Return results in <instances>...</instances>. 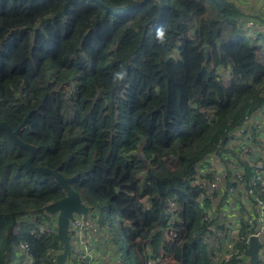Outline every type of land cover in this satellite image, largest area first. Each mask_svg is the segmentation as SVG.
Segmentation results:
<instances>
[{
    "label": "trees",
    "instance_id": "16d2710c",
    "mask_svg": "<svg viewBox=\"0 0 264 264\" xmlns=\"http://www.w3.org/2000/svg\"><path fill=\"white\" fill-rule=\"evenodd\" d=\"M248 18L233 0H0V122L15 129L31 113L18 136L36 147L32 165L72 177L95 214L105 203L100 226L111 223L115 241V216L129 264L168 255L225 264L213 253L226 235L216 247L204 238L226 223L204 217L212 206L191 180L208 155L243 163L228 133L264 104V61L240 28ZM28 155L0 130V264H24L22 243L34 264H56L49 249L62 250L56 229L31 233L65 191L27 171ZM171 202L178 220L167 237ZM248 231L240 218L238 232ZM246 243H236L246 256L238 264H249Z\"/></svg>",
    "mask_w": 264,
    "mask_h": 264
},
{
    "label": "built area",
    "instance_id": "2783aa9c",
    "mask_svg": "<svg viewBox=\"0 0 264 264\" xmlns=\"http://www.w3.org/2000/svg\"><path fill=\"white\" fill-rule=\"evenodd\" d=\"M248 18L243 21L240 28L243 34H248L249 30H260L264 27V20L256 23ZM242 21V20H241ZM259 23V24H258ZM228 146L237 151L239 158L243 161L240 163L238 158L231 156L228 153V159L225 163H218L215 169L211 170V177L204 178L200 174H196L192 180V185L196 186L199 192V201L207 199L209 202L214 201L218 194L223 196L222 192L226 193V201L233 203V199L239 188L242 189L241 198L248 203V208L240 209V214L243 216L244 222L249 225V231L246 233L238 232L233 234L230 228V223L227 229L214 228L215 235L211 237L206 234L204 240L216 247L218 237L226 235L227 241L222 245L221 260L225 264H238L240 260L246 259L243 250L236 246L237 242H247L250 236H256L260 242L258 255L262 259L260 264H264V104L261 105L255 113L246 114L241 125L231 130L228 133ZM216 155V154H213ZM217 156V155H216ZM249 171V176L245 177L246 171ZM230 180V184H226ZM176 203H170L171 215L167 233L170 237L175 236L173 223L178 220L175 212ZM94 211L90 208L87 216L82 214H73L69 218L68 233L70 236V248L66 257L68 264H101V258L96 248V239L99 236L110 239V225L106 222L103 227L100 226V219L97 214L93 216ZM210 214L204 217L209 218ZM53 217V216H52ZM255 222L258 225L251 230L250 226ZM56 229V219L50 218L42 220L32 230V234L36 235H51ZM238 230V228H233ZM108 235L105 236V235ZM246 243V244H247ZM21 247L26 254L27 264H34L33 258L29 253L27 243H22ZM61 252L59 248L49 249V254L56 256ZM111 253L108 254V256ZM214 261H218V255L213 253ZM153 260H148L149 264L154 263ZM116 264H123L121 257L117 258Z\"/></svg>",
    "mask_w": 264,
    "mask_h": 264
},
{
    "label": "water",
    "instance_id": "95a60500",
    "mask_svg": "<svg viewBox=\"0 0 264 264\" xmlns=\"http://www.w3.org/2000/svg\"><path fill=\"white\" fill-rule=\"evenodd\" d=\"M207 53V46H204V55ZM30 112L24 117L23 121L15 128L11 129L5 121L0 122V130H5L11 141L20 148L29 150V155L23 162L26 170L31 173L45 172L53 176L55 181L63 188L65 195L53 202L46 204L42 210L46 213L56 217L57 236L62 243V250L56 256V264H65L66 257L70 248V236L68 233L69 218L75 214H82L87 216L90 206L84 202L79 196L78 192L71 186L72 177H64L58 171V168L50 169L44 166H33L32 158L34 157L36 147L20 139L19 131L25 126L30 117ZM260 242L256 236H250L248 240L247 253L249 256V264H257L258 248Z\"/></svg>",
    "mask_w": 264,
    "mask_h": 264
},
{
    "label": "crops",
    "instance_id": "0c3cea01",
    "mask_svg": "<svg viewBox=\"0 0 264 264\" xmlns=\"http://www.w3.org/2000/svg\"><path fill=\"white\" fill-rule=\"evenodd\" d=\"M233 2L239 7L243 15L253 16L254 18L256 17V20L259 18L260 21L264 20L263 18L264 17V0H233ZM252 30L254 31L255 29H252ZM258 32H259V35H257L256 38L258 41L259 48L256 45L255 46L258 51L259 59L261 61H264V27L258 30ZM218 163L220 164L222 163L219 156H216V155L209 156L208 155L202 161H200L196 174H200L204 178L209 179L211 177V170L215 169ZM222 194L224 193L222 192ZM222 198L223 196L218 194L217 198L214 199L216 203L213 204L214 201H212V203L210 202V205L213 208L212 207L210 209L208 208L207 214H210V216L212 215L213 218L217 216V219L221 223H226V227H228L230 223V228L233 230V234L235 235L238 233V230L237 229L234 230L233 228H238L240 218L243 219V216L240 214V209L248 208V203L245 200H243V198H241V194H240L236 198H234V200H236L234 202L235 204L231 202L228 203V201H226V197H224L223 201L225 204L221 205V207L218 208V204ZM215 210H217L216 214L214 213ZM105 236L108 237L107 234ZM101 237L102 236H99L96 239V248H97L98 254L100 255V258L102 261L101 264H116V260L117 258H119V254L115 249L116 247L115 244L113 243V241L110 242V241L105 240V243L101 246ZM110 244L112 245L111 248H109ZM215 252L218 255V261L221 260L222 251H215ZM109 253H111V255L108 256ZM23 262L24 264H27L26 259Z\"/></svg>",
    "mask_w": 264,
    "mask_h": 264
},
{
    "label": "rangeland",
    "instance_id": "374dc122",
    "mask_svg": "<svg viewBox=\"0 0 264 264\" xmlns=\"http://www.w3.org/2000/svg\"><path fill=\"white\" fill-rule=\"evenodd\" d=\"M264 18V17H263ZM255 19V21L253 20V19H250L252 22H254V23H256V22H258V21H260V19L258 18L257 20H256V17L254 18ZM263 20H261V22H262ZM259 24V23H258ZM242 34V33H241ZM259 34V32L258 31H253V30H250L249 32H248V34H242V36L246 39V40H248V42L249 43H251L252 45H256L258 48H259V45H258V41H257V35ZM255 46V47H256ZM258 52V51H257ZM258 60H260L259 59V56H258ZM221 72V71H220ZM223 72H224V70H223ZM228 73H223L222 74V78L224 79V81L226 82L228 79H229V75H227ZM227 75V76H226ZM212 203V202H211ZM214 203H216V201H214L213 202V204ZM94 208H95V210H97V213H98V211H99V214H100V216H101V218L106 214V206H105V203H103L102 201H97V202H95L94 203ZM94 215H95V212L93 213ZM98 214V215H99ZM51 217V216H50ZM51 218H55L56 219V217L55 216H53V217H51ZM110 220H111V222H112V224H113V231H114V233H115V241L112 239V237H111V234H110V239H109V241L111 242V241H113V243L115 244V249L118 247L120 250H119V252H118V250H117V252H118V254H119V256L121 257V260H122V263L123 264H129V262H128V255H127V253H126V251H125V249H124V246H123V239H122V236H121V233H120V230H119V227H118V225H117V219L115 218V216H111L110 217ZM110 233V232H109ZM113 235V234H112ZM167 235V237H170L168 234H166ZM105 243V238L104 237H101V246L103 245ZM112 247V245L110 244L109 245V248H111ZM159 264H174V259H173V257L172 256H170V255H168V256H166V257H164V258H161V259H159Z\"/></svg>",
    "mask_w": 264,
    "mask_h": 264
},
{
    "label": "clouds",
    "instance_id": "9594fccd",
    "mask_svg": "<svg viewBox=\"0 0 264 264\" xmlns=\"http://www.w3.org/2000/svg\"><path fill=\"white\" fill-rule=\"evenodd\" d=\"M155 38L158 42H163L165 39V29L163 26H157L155 28ZM126 70L116 71L113 74V82H118L124 79Z\"/></svg>",
    "mask_w": 264,
    "mask_h": 264
},
{
    "label": "bare ground",
    "instance_id": "6f19581e",
    "mask_svg": "<svg viewBox=\"0 0 264 264\" xmlns=\"http://www.w3.org/2000/svg\"><path fill=\"white\" fill-rule=\"evenodd\" d=\"M216 13V12H215ZM231 20V19H230ZM228 21V20H227ZM259 35V34H258ZM238 37H240V36H238ZM243 38V37H242ZM234 39V38H233ZM244 39V38H243ZM177 56V55H176ZM210 156V155H209Z\"/></svg>",
    "mask_w": 264,
    "mask_h": 264
}]
</instances>
